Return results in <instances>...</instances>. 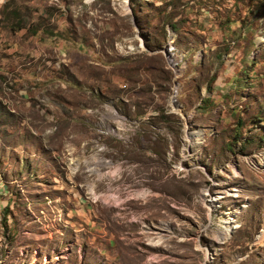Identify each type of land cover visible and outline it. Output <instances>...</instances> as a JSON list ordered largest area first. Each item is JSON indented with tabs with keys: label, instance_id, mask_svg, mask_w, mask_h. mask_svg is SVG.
I'll use <instances>...</instances> for the list:
<instances>
[{
	"label": "rangeland",
	"instance_id": "1",
	"mask_svg": "<svg viewBox=\"0 0 264 264\" xmlns=\"http://www.w3.org/2000/svg\"><path fill=\"white\" fill-rule=\"evenodd\" d=\"M263 138L264 0L0 8V264H264Z\"/></svg>",
	"mask_w": 264,
	"mask_h": 264
},
{
	"label": "bare ground",
	"instance_id": "2",
	"mask_svg": "<svg viewBox=\"0 0 264 264\" xmlns=\"http://www.w3.org/2000/svg\"><path fill=\"white\" fill-rule=\"evenodd\" d=\"M6 4V0H0V7L4 6ZM234 220L232 218L228 219L227 225L228 227H230L229 225L233 224ZM231 228H234V224L231 226Z\"/></svg>",
	"mask_w": 264,
	"mask_h": 264
},
{
	"label": "crops",
	"instance_id": "3",
	"mask_svg": "<svg viewBox=\"0 0 264 264\" xmlns=\"http://www.w3.org/2000/svg\"><path fill=\"white\" fill-rule=\"evenodd\" d=\"M1 8V7H0Z\"/></svg>",
	"mask_w": 264,
	"mask_h": 264
},
{
	"label": "trees",
	"instance_id": "4",
	"mask_svg": "<svg viewBox=\"0 0 264 264\" xmlns=\"http://www.w3.org/2000/svg\"><path fill=\"white\" fill-rule=\"evenodd\" d=\"M264 139V138H263Z\"/></svg>",
	"mask_w": 264,
	"mask_h": 264
}]
</instances>
